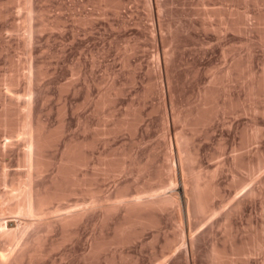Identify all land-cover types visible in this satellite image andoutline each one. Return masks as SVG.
I'll use <instances>...</instances> for the list:
<instances>
[{
    "label": "rangeland",
    "instance_id": "374dc122",
    "mask_svg": "<svg viewBox=\"0 0 264 264\" xmlns=\"http://www.w3.org/2000/svg\"><path fill=\"white\" fill-rule=\"evenodd\" d=\"M261 75L264 0H0V113L6 110L12 123L0 126L6 129H0V189L5 196L28 180L20 158L29 149V130L21 122L31 109L50 142L44 150L49 168L37 178L38 186L51 179L72 145L91 162L82 167L91 176L90 188L98 197L111 196L103 204L119 200V194L131 198L145 186H160L171 175H177L178 183L169 191L179 192L182 203L158 211L152 218L157 226L137 229L134 235L115 232L120 209L107 213L96 208L66 231L65 239L59 228L50 232L45 244L56 248L32 264H192L188 256L195 264H212L214 244L229 247L219 264H264ZM200 105L205 115L198 121L194 111ZM186 115L188 124L181 118ZM199 172L221 190L209 200L219 208L213 219L198 208L189 215L185 205L183 179L193 182ZM73 179L71 175L69 183ZM249 188L255 190L252 196ZM70 192L51 205L89 202L91 193ZM234 197L243 201L241 207L227 214ZM195 232L193 247L183 244V236L188 241ZM3 243L15 247L7 237L0 238ZM92 245L98 246L97 255L88 260ZM248 248L255 252L246 255Z\"/></svg>",
    "mask_w": 264,
    "mask_h": 264
},
{
    "label": "bare ground",
    "instance_id": "6f19581e",
    "mask_svg": "<svg viewBox=\"0 0 264 264\" xmlns=\"http://www.w3.org/2000/svg\"><path fill=\"white\" fill-rule=\"evenodd\" d=\"M102 1H104V0H102ZM30 11L32 12L33 8ZM261 76H264V75H261ZM263 78H261V79H263ZM29 79H30V87H31L32 77ZM3 82H4V80H3ZM204 90H206V89H204ZM206 91H211L213 93V91L209 90V89ZM203 93H204V96H202L203 102L202 101L201 102L204 105L205 102L208 100V96H207L208 94L206 92H203ZM215 93H216V90H215ZM230 94H231V92H230ZM212 96L214 97V94H212ZM211 102H212V99H211ZM204 106L207 107L206 105H204ZM201 107L196 109L197 111H194L195 112L194 118H196L198 121H199V119L204 118L203 114L205 115V113H203L204 112L203 106H201ZM217 107H216V109H219ZM5 111H2L3 112V113L1 112L2 114L0 113L1 114L0 115V126L3 128L8 127V124L9 125L12 124V123L11 124L8 123V121H10V120L7 121L6 116L8 114L4 113ZM206 111H209V110L207 109ZM214 112H215V114L218 113L217 110L215 111V109H214ZM189 114L192 116L193 113L191 114V111H190ZM181 118L183 119V122L185 124H188L190 121L189 115L183 116ZM210 118L208 117L207 119L210 120ZM197 123H196V125H197ZM194 124L195 123L193 121V125ZM10 127H13V126H10ZM3 128H0V129H3ZM13 128H15V127H13ZM21 128H23V129L28 128V130H29V140H28L29 149L26 150L23 153L22 157L20 158L21 163L27 169L26 170V176H27L28 180H27V183H25V184L17 185L15 188V190H17V191L11 196L8 194L9 197H6L5 193L0 189V213H1V215L2 214L3 215L4 214H10L11 215L10 216L11 218H7L6 216H5L6 218L5 217L3 218L2 216L0 217V238H6L7 237V242L10 243L12 246L13 245L15 246L13 249H10V248H8L7 245H4V243H3V245H0V264H25V262L27 264H32V263H34L35 260H41L42 258L47 257L49 252L51 250H53V248L55 249L57 246L55 244H52L51 248L49 246H48L49 248H47V245L45 244V240H46V238L50 232H53L54 230L59 228L62 231L61 233H63L62 239H65V234L68 233L66 231H68L72 227L81 223L86 216L93 213L94 210L96 208H99V207L104 209L107 213L110 211H113V210L120 209L122 211V213H121L122 215H121V218H119V219H121V220H120V223L118 222L119 224H118L117 230H115V232L117 231L121 234H124V233L127 234L129 232L133 233V231H135L137 229H144V228L147 229L148 228L147 226H149V227L150 226H152V227L157 226L156 222H158V221L155 220L156 219L155 218L154 219L156 221L155 222L152 218L155 217V214L158 211L164 210L165 208H167V206L171 205V203H174V202L175 203L179 202L178 203L179 205L182 204L179 201L180 200L178 197L179 192L169 191L170 188L176 186V184L178 183L177 175H175V176L171 175V177L169 176V178L163 184L160 183L161 184L160 186H149V185L145 186V188H143L142 190L140 189L137 192V194L131 198L128 197L127 195L119 194L116 196V198L119 200H115L112 203L107 202V204L106 203L103 204L102 201H110L112 199L111 196L109 197V196L105 195V196H103V198L98 197L96 195V193L94 192V190L90 188V186H91V185H89L90 180L87 179V175H89V174L85 171V169L83 171L82 167L87 166L91 162L90 163L88 162L89 159L87 160L85 158L86 154L80 153V150H79V155L77 154L78 152L75 153L73 151V149H71V147L74 148V146H72V145H69V147L70 146L71 147L70 148L68 147L64 151V153H62V157L58 161L59 163H56L57 166L51 175V179H49L48 182H44V184L42 186H38L36 184L37 178L41 177L43 175V173H45L49 168L48 167L49 166L48 161L46 162V160L44 158L45 157L44 156V150L50 142H48V136L44 130V127H42L41 125L35 124L34 119H33V112L31 109L29 112L23 114L22 122H21ZM3 130H6V129H3ZM10 131H12V129ZM16 131H17V129H16ZM49 140H52V138H50ZM77 147L79 148V146H77ZM82 147L84 149V145L80 146L81 150H82ZM6 150H8V149H6ZM84 154H85V156H84ZM237 158H239V157H237ZM234 160H235V158H234ZM104 162L106 163L107 161H104ZM104 162H103L104 169L102 171H104L105 167H107V166H105ZM238 163H241V161H239ZM242 164H244V163L242 162ZM51 165H52V163H51ZM100 165L102 166V164H100ZM106 165H108V164H106ZM248 165H246V167L249 169L250 167H248ZM255 165L256 164H254V167H255ZM113 166L115 167V165L112 164V167ZM180 166H181V169L184 173L185 172V159L183 157H181V159H180ZM235 166H237V162H236ZM250 166L252 168L253 165H250ZM110 167H111V165H110ZM241 167H243V166H241ZM101 168H103V166ZM113 168H111L110 170L115 171L116 169L113 170ZM80 169L83 172H81L82 174L79 173L80 175H78V171ZM254 169H256V168H254ZM73 170L76 171L75 177H74V174H71V172ZM140 170H143V168H141ZM104 172L106 173L107 171H104ZM116 172H117V170H116ZM108 173H109V171L106 174H108ZM71 175L73 176L74 179H73L72 183H69V177ZM157 176H159V174ZM71 179H72V177H71ZM206 179H208V176ZM206 179L200 172L198 173L197 178L194 181L192 180L193 182L189 181V179L184 177V179H183V190L185 192V205H186V208H187L189 215L192 214L193 209L198 208V210L201 212V214L210 217V219H213V217H216L219 214V208H217L215 205H210L209 200H210V197L215 196L212 194H220L221 190L216 188L217 184L215 186L213 185L214 183L211 184L212 181L214 180L212 177L210 178V179H213V180H211V183L209 182L210 180L208 181ZM149 180H151V179H149ZM76 188L79 189L82 193L83 192L91 193L89 202L86 199L82 203H77L74 206L70 205V204H63L62 205L60 203H59V205H54V206L51 205L53 203L54 199L55 200L56 199H59V200L63 199V195L66 194L65 192L69 193L70 191H72V193L73 192L75 193V190L77 192ZM92 188H93V186H92ZM167 188H168V190L165 191ZM173 190H176V188L175 189L173 188ZM254 193H255L254 189H250L248 192L249 196L250 195L252 196V194H254ZM245 194H247V193H245ZM233 199L234 200H232L231 206L226 211L227 214H230L231 212H233V210L237 209L240 206L241 202H243V201H241L240 197H238V198L234 197ZM6 200H8V201L6 202ZM211 200H212V198H211ZM107 218H108V216H107ZM189 223H191V222L189 221ZM41 226L46 227V231L44 233H41L39 231ZM189 230L192 231L191 229H189ZM140 231H142V230H140ZM202 232L203 231H201V233ZM119 233H116V235ZM134 233H133V235H134ZM187 233H189V232H187ZM190 233H192V232H190ZM196 233L197 232H195L194 235H192L193 234L192 233L191 236L189 237L188 241L186 240L187 238L183 236V238H184L183 244H185V245L189 244V246L193 247L195 241L197 240L196 238H198L197 237L198 235H196ZM135 234H137V233H135ZM188 235H190V234H188ZM123 236H126V235H123ZM129 236H131V234H129ZM129 236H126V237H129ZM251 236H253V235L251 234ZM255 236H256V234L253 237H255ZM67 237H69V236H67ZM253 237H250V238L252 239ZM130 239H132V238H130ZM120 240L122 242V239H120ZM126 240H127V238H126ZM117 241L120 243L119 240H117ZM123 241L127 242L124 239H123ZM251 242H253V239L251 240ZM245 243H248V242H245ZM61 244H62V242H61ZM244 244H243V247H245ZM262 244H261V246H262ZM58 245H60V243ZM101 246H102V244H101ZM235 246L236 245H233L231 248L232 249L231 251L234 255L236 254V251L238 250V248H237V250L235 249ZM221 247H219L218 244L213 245L212 255H211V263L212 264H219L221 261H223V259L225 257L228 256L229 251L227 252V250L229 247L227 246V249H225V247H224V249ZM241 247H242V245H241ZM243 247L241 249H244ZM246 247H247V245H246ZM89 249H90V251L87 253V257L85 256L88 260L94 254H96L98 246L92 245L91 248H89ZM99 249L101 250V248H99ZM253 250H254V248L249 249L247 253L245 250V254L246 255L252 254L253 252H255V250L254 251ZM241 251H238V252H240L239 255L242 253ZM256 252H257V250H256ZM243 253H244V251H243ZM239 255L237 254L238 257H240ZM188 257H189L188 260L190 263H192V264L196 263L193 256H188ZM248 257H250V256H248ZM92 258H94V257H92ZM234 258H236V255ZM234 258H233V260H234ZM228 260H229V258H228ZM163 261H161L162 263L161 262L160 263L164 264L166 262V261H164V262ZM236 261H238L237 258H236ZM88 262H91V261H88ZM88 262L86 261V263H88ZM225 262L228 263V261H225Z\"/></svg>",
    "mask_w": 264,
    "mask_h": 264
}]
</instances>
